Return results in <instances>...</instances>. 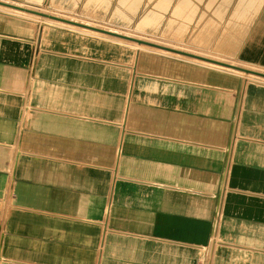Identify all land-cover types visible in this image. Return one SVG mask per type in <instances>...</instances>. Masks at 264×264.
<instances>
[{
	"label": "crops",
	"instance_id": "0c3cea01",
	"mask_svg": "<svg viewBox=\"0 0 264 264\" xmlns=\"http://www.w3.org/2000/svg\"><path fill=\"white\" fill-rule=\"evenodd\" d=\"M83 24L0 10V264H264V21Z\"/></svg>",
	"mask_w": 264,
	"mask_h": 264
},
{
	"label": "rangeland",
	"instance_id": "374dc122",
	"mask_svg": "<svg viewBox=\"0 0 264 264\" xmlns=\"http://www.w3.org/2000/svg\"><path fill=\"white\" fill-rule=\"evenodd\" d=\"M10 1L30 3L40 11L56 12L77 21L111 19L119 32L169 46H174L175 39L184 40L191 28L190 35H196L195 42L200 31L206 29L213 43H218L219 35L229 30L233 21H244L247 27H251L256 20H263L264 13V0H174L175 3L166 0L162 4L148 3L147 0H143L144 3H138L141 0H47L42 4L30 0ZM26 15L43 19L30 13ZM42 21L64 24L52 18ZM225 23L229 25L219 27ZM205 25L209 27H201Z\"/></svg>",
	"mask_w": 264,
	"mask_h": 264
},
{
	"label": "bare ground",
	"instance_id": "6f19581e",
	"mask_svg": "<svg viewBox=\"0 0 264 264\" xmlns=\"http://www.w3.org/2000/svg\"><path fill=\"white\" fill-rule=\"evenodd\" d=\"M30 1H35V2H37L39 4H42V3H44L47 0H30ZM16 2L17 1L12 3V1H10V0L9 1L0 0V10L4 11L7 14H11V15L18 14L22 18H29L26 14L30 13V14H32L34 16H37V18H43V19H37V20H44V18H52V19L57 20L59 22H63L64 24H67V25H70V24L73 25V26L77 25L79 27H84V28L91 29V30H96V31L97 30L98 31L99 30L108 31V30L96 27L94 24L93 25L83 24V22H85V21L80 20V19H78L79 21H77V20H74V19H71V18L60 16L56 12L48 13L47 11H40V10H38L36 8V6L29 5L30 3H22V2L16 3ZM146 2L153 3V4H156V3L162 4V3H165L166 0H147ZM168 2L175 3L174 0H170ZM37 3H33L32 2V4H37ZM138 3H144V2H143V0H141ZM261 18H263V21H264V13H263ZM113 31H115L118 34H125V33L119 32V31H117L115 29H113ZM133 38H134L135 42L141 44V45H139L140 47H144V46L147 45V46H155L159 50H161V49H164V50H175V49H177L173 45L169 46V45H166V44H161V43H158V42H154L153 40L139 38V37H136V36H133ZM234 66H237V65H234ZM244 71L245 72H243V74H247V76L250 77V78H248V80H250L252 82H255V83H259V84L264 86V72H260L258 70L251 69V68L250 69H246Z\"/></svg>",
	"mask_w": 264,
	"mask_h": 264
}]
</instances>
